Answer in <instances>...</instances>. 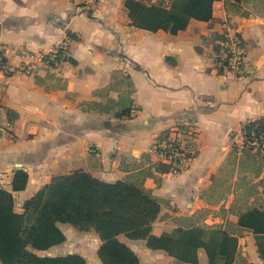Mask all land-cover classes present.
Wrapping results in <instances>:
<instances>
[{
  "label": "crops",
  "instance_id": "1",
  "mask_svg": "<svg viewBox=\"0 0 264 264\" xmlns=\"http://www.w3.org/2000/svg\"><path fill=\"white\" fill-rule=\"evenodd\" d=\"M136 1L145 5L140 26L124 0H0V47L12 68L27 62L21 52L62 46L67 56L55 70L0 74V124L11 126L0 139V187L11 192L14 172L27 174L24 190L12 192L14 210L21 213L24 201L55 176L79 170L113 183L148 170L143 186L160 201L152 235L194 221L230 228L240 254L250 264H264L251 231L237 227L236 214L264 201V161L255 176L243 157L231 156L243 125L264 123V0H242L237 13L227 12L223 0L214 1L209 20L190 19L176 34L143 27L151 6L161 2L168 8L172 0ZM225 22L243 41L247 69L241 78L222 73L215 63ZM119 74L128 75L133 86L129 118L101 110L108 100L118 101L122 86L110 85ZM187 122L196 124V157L177 175L156 170L154 141ZM219 180L225 185L220 190ZM58 227L65 241L37 254H78L87 264H101L100 240L92 229ZM88 236L95 242L91 252L70 246L73 238ZM117 238L139 264L175 261L146 247L145 240ZM54 248L59 251L48 254ZM196 255L197 264H207L202 246Z\"/></svg>",
  "mask_w": 264,
  "mask_h": 264
},
{
  "label": "trees",
  "instance_id": "2",
  "mask_svg": "<svg viewBox=\"0 0 264 264\" xmlns=\"http://www.w3.org/2000/svg\"><path fill=\"white\" fill-rule=\"evenodd\" d=\"M217 0H172L167 8L161 2L147 10L146 30H165L176 34L183 30L190 19L207 21L211 18V5ZM227 12H238L242 0H223ZM130 19L136 26L145 5L136 0H124ZM221 39V37H220ZM121 85L118 101H107L101 110L111 112L113 117L129 118L132 113L130 96L133 86L126 74L112 76L110 87ZM95 107H101L96 103ZM247 133L264 132V123L250 122L243 125ZM244 158L254 175L264 161L249 149L231 156ZM160 172L168 170L158 164ZM150 175L147 170L137 171L124 180L113 183L101 181L89 173L73 171L58 175L24 201L22 212L14 210L13 191L24 190L27 174L16 170L11 181V192L0 187V264H87L78 254L57 256L40 255L65 241L58 223L69 224L80 231L92 229L100 244L96 256L101 264H139L137 255L118 240L124 235L131 240H145L151 250H163L173 256L172 264H197L196 250L203 247L207 264H250L237 253V238L230 228L207 227L192 223L179 224L170 233L160 236L151 234V224L160 211V201L143 186ZM251 192V188H248ZM231 212H234L231 209ZM200 213L197 214L199 217ZM237 226L248 229L254 237L258 257L264 263V201L260 207L236 211Z\"/></svg>",
  "mask_w": 264,
  "mask_h": 264
},
{
  "label": "built area",
  "instance_id": "3",
  "mask_svg": "<svg viewBox=\"0 0 264 264\" xmlns=\"http://www.w3.org/2000/svg\"><path fill=\"white\" fill-rule=\"evenodd\" d=\"M223 28L215 63L222 73L241 78L247 69L242 38L230 27L228 22H225ZM20 56L26 58L27 62L12 68L0 47V74L4 77H10L13 74L34 75L41 68L55 70L59 63L67 58L62 46L40 54L21 52ZM10 132L9 122L4 125L0 124V139ZM197 135L195 123L187 122L174 125L154 141L151 152L156 156L158 162L168 166L167 172L169 174L177 175L196 157L195 140ZM235 138L237 140L233 142L232 148L236 150L237 154L244 149H249L264 160V132L259 134L247 133L241 128Z\"/></svg>",
  "mask_w": 264,
  "mask_h": 264
},
{
  "label": "rangeland",
  "instance_id": "4",
  "mask_svg": "<svg viewBox=\"0 0 264 264\" xmlns=\"http://www.w3.org/2000/svg\"><path fill=\"white\" fill-rule=\"evenodd\" d=\"M233 149V148H232ZM229 170H230V165H225V167H224V172L223 173H225V175H229L228 174V172H229ZM224 183L221 181V180H219V182H218V189L220 190V189H222V188H224ZM245 194H247V193H245ZM245 211V210H244ZM238 227V226H237ZM239 228V227H238ZM87 236V235H86ZM75 244H78L79 246H80V248H82L83 246H86V249L87 250H89V252H91V250L93 249V247L95 246V242H94V240H93V238L91 237V236H88V237H84V238H73L72 240H71V243H70V246L72 247V248H75ZM82 246V247H81ZM57 251H59V250H56L55 248L54 249H51L49 252H48V254H55ZM237 253L238 254H240L241 253V251H240V249H238V247H237ZM241 255V254H240ZM89 257H88V260L89 261H91L92 260V256H90V254L88 255Z\"/></svg>",
  "mask_w": 264,
  "mask_h": 264
}]
</instances>
